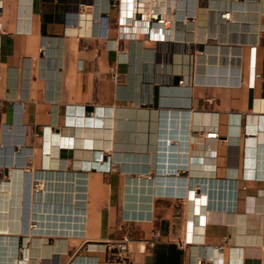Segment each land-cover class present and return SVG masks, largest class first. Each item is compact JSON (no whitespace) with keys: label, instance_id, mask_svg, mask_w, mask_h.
Returning <instances> with one entry per match:
<instances>
[{"label":"crops","instance_id":"0c3cea01","mask_svg":"<svg viewBox=\"0 0 264 264\" xmlns=\"http://www.w3.org/2000/svg\"><path fill=\"white\" fill-rule=\"evenodd\" d=\"M147 10L161 41L121 39L110 0H0V264H264V0Z\"/></svg>","mask_w":264,"mask_h":264},{"label":"bare ground","instance_id":"6f19581e","mask_svg":"<svg viewBox=\"0 0 264 264\" xmlns=\"http://www.w3.org/2000/svg\"><path fill=\"white\" fill-rule=\"evenodd\" d=\"M160 1V0H159ZM173 2V0H171ZM151 0H137V3L139 4V8H140V12L143 13L144 16V20L143 21H133L131 20V26H130V30L134 31V36L136 35H140V34H144L145 31L147 30V20L149 18L150 12H148L147 10V6H149ZM156 3V2H154ZM159 4V3H158ZM146 6V7H145ZM168 18V17H167ZM165 21V18H164ZM123 25L126 23H122ZM166 24V22H165ZM120 34H122V31L120 30ZM83 108V107H82ZM77 110V109H76ZM106 112V111H105ZM78 113L82 114V110L81 108H78ZM80 115V114H79ZM67 116V122L69 123V125H71L72 123H74L75 125L73 126L74 129H76V133L78 136H81L80 138H77V143H79L78 141H83L84 138V133L86 130L87 135H91L93 137V140H95L96 142L99 141V134L100 131L102 130V128L104 127V117H103V110L100 109H96L95 111L92 112V114L90 116ZM71 120H73V122H71ZM91 125L92 128H89L88 126ZM85 126H87L85 128ZM101 127V128H100ZM90 130V131H89ZM91 132V133H90ZM212 132H209L207 135L209 137H212L210 134ZM102 134V133H101ZM206 135V136H207ZM95 138V139H94ZM92 140V141H93ZM88 142V139H87ZM97 145V143H95ZM105 146H107V143L103 144ZM41 175V174H40ZM46 175V174H45ZM44 176V174H43ZM42 177V176H41ZM53 179V178H52ZM41 184H40V198H45L46 196L49 198H54L55 201L60 200V203H56L55 205L53 204L50 205L51 207H55V214L54 212L51 214V218L52 221H54V224L56 225L57 231L64 225V221L65 218L62 217L63 215H59L58 212L59 211H63L64 208V204L62 203V201L64 200V196L65 195H69V194H65L66 190L70 191L68 187L63 186L64 184L62 183H57V182H51L50 184L47 183V180H45L44 177L41 178ZM55 181V180H54ZM57 181V180H56ZM74 189V188H73ZM80 191H74L72 190V192L70 193L73 196H78ZM76 198V197H74ZM73 198V199H74ZM65 203V202H64ZM68 203V202H67ZM78 203V202H77ZM44 204L40 203V206L42 207ZM47 205V204H46ZM77 206V205H75ZM50 207V208H51ZM66 207V205H65ZM72 207V206H70ZM66 209V208H65ZM72 209V208H71ZM42 210V209H41ZM73 211H77V209L73 208ZM52 212V211H50ZM66 212V211H65ZM70 213V212H69ZM73 213V212H72ZM66 215V214H65ZM45 216V215H44ZM43 219V218H42ZM67 219V218H66ZM4 220V219H3ZM70 220V219H69ZM45 222V221H44ZM0 223H1V218H0ZM48 223V222H47ZM51 223V222H49ZM44 225V224H43ZM52 226V225H51ZM60 231V230H59ZM62 231V230H61Z\"/></svg>","mask_w":264,"mask_h":264},{"label":"built area","instance_id":"2783aa9c","mask_svg":"<svg viewBox=\"0 0 264 264\" xmlns=\"http://www.w3.org/2000/svg\"><path fill=\"white\" fill-rule=\"evenodd\" d=\"M111 4L113 6H116L119 8V18L117 21V28H118V36L121 39H134V31L130 30V26H131V20L133 21H143L144 20V16L143 13L140 12L137 9V6H126L125 8V12H123V8L121 6V0H110ZM129 3H131L132 1H128ZM224 19H229L230 18V13L229 12H224L221 15ZM129 18L131 19L127 24H122L121 18ZM160 25L161 27H163V25L165 24L164 18L162 16L161 13L159 12H150L149 18L147 20V30L145 31L144 35L145 38L147 40H156V41H161L163 40V36H162V32H158V34L152 35V25ZM0 30H1V23H0ZM120 30L122 31V34H120ZM84 109L86 110L85 106ZM211 136L215 137V134L212 132L210 134ZM127 236L123 237L121 240H118L116 242V251L112 252L110 255V259L114 260V259H121V260H126L128 258L127 253H128V246H127ZM224 248V245H219L217 247L218 250L222 251ZM196 264H211L210 260H206V259H200L198 260V262Z\"/></svg>","mask_w":264,"mask_h":264},{"label":"water","instance_id":"95a60500","mask_svg":"<svg viewBox=\"0 0 264 264\" xmlns=\"http://www.w3.org/2000/svg\"><path fill=\"white\" fill-rule=\"evenodd\" d=\"M174 81H177V78H174ZM88 110H92V108H88Z\"/></svg>","mask_w":264,"mask_h":264}]
</instances>
